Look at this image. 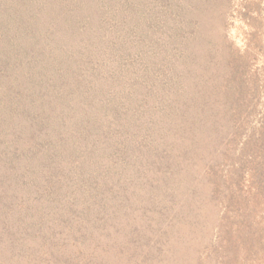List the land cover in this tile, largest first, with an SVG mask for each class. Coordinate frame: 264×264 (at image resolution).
Listing matches in <instances>:
<instances>
[{"label":"rangeland","instance_id":"374dc122","mask_svg":"<svg viewBox=\"0 0 264 264\" xmlns=\"http://www.w3.org/2000/svg\"><path fill=\"white\" fill-rule=\"evenodd\" d=\"M76 1L49 2L52 10L38 15L32 6L36 0H0V21L21 4L15 14L17 32L49 29L47 36L36 34L37 47L45 46L38 59L78 57L68 48L69 40L81 39L75 48L85 52L89 35L100 24L118 51L109 69H116L112 59H123L128 77H139L135 88L143 100L126 113L132 123L139 117L131 111L140 112L137 135L132 126H124L125 135L115 131L118 115L111 113L108 133L100 135L104 129H97L98 144L120 146L126 154L137 148L140 158H154L152 169H118L99 185L97 173L96 179H87L84 172L100 163L112 170L113 160L121 156L109 154L106 147L90 154L75 143L69 150L77 147L71 161L77 169L58 182L69 189L74 180L78 189L61 194L64 204L57 210L51 207L55 194L36 193L47 191L45 183L54 174H65V163L48 159L49 169L42 172V163L32 165L31 160L51 143L30 147L28 165H18V171H27L26 180L10 181L7 197L0 201L13 220L6 230L0 221V264H47L48 249L55 252L57 264H264V0H102L99 10L75 12ZM120 10L127 23L124 32L129 27L130 33L125 43L114 24L113 13ZM59 21L68 23L65 33L47 26ZM18 35L0 26L5 57L10 50L13 57L28 48L30 54L41 51L30 47L27 37L24 44L10 46ZM135 47L140 54L130 53ZM78 63L91 66L100 77L115 74L86 59ZM46 131L54 140L57 129ZM73 132L62 131L60 138L74 143ZM75 167H69L67 177ZM12 201L17 205L10 207ZM38 201L46 207L44 217L38 214ZM20 216L41 232L23 238L27 228L19 224ZM71 225L85 235L94 233L91 251L85 252L86 238L72 233Z\"/></svg>","mask_w":264,"mask_h":264},{"label":"trees","instance_id":"16d2710c","mask_svg":"<svg viewBox=\"0 0 264 264\" xmlns=\"http://www.w3.org/2000/svg\"><path fill=\"white\" fill-rule=\"evenodd\" d=\"M38 1L39 0H36L37 3L32 4V6L33 11H37L36 14L40 15L44 10H52L51 4L60 2L61 0L46 1L48 3H44V0ZM101 1L102 0H77L74 3L73 10L75 12L76 10L82 9L87 11L91 9L99 10ZM121 1L122 0H120V2ZM49 2H51V4ZM88 2H90V4L86 5ZM27 5H23L25 12ZM20 8L21 4L18 5V11L15 13L13 11L4 13L7 17L5 20L3 19V21H0V26L4 27L5 32L8 30L19 34L11 40L10 46L18 41H22V44H24L27 37V44L34 49L39 48L41 51L38 53L33 51V53L30 54L26 51L33 49L28 48L24 49L25 51L23 50V55H14V57L11 50L10 53L6 55L7 57H5V54L0 53V168L2 169V171L0 170V201L7 197L5 196L7 193L5 190L11 187V182H17L16 179L18 180V178H20V180H26L27 171L24 169L29 163L27 153L30 147L35 148L36 145H44L45 142L51 143L50 146L43 150V153L40 149L35 151L31 164L34 165L37 163L39 165V163H42L40 171L43 172L49 169L48 159L58 158L60 161L59 163H61V161L65 163L63 167L66 172L65 174L64 171L59 174L56 173V175L54 174L49 184L45 183V189L47 191L50 186L53 187L52 193L43 191L36 194H38L39 197L40 195L42 197V194H55V196L53 195L55 202L51 204V207L57 208V210L64 204L61 199V194L64 195L69 193L78 187L76 186V182L72 183L74 180H69L71 181V183L67 185L69 189L62 188V186L59 185L58 179L59 177L70 178L75 173L77 167H75L74 162L71 161L76 158V156L72 155L76 154L74 149H77V147L80 146L79 144H81L79 150H87L90 154H96V152L100 150L103 151L106 147L110 150L109 154H113L114 156L118 154L121 156H116L113 160V164H111L112 170H109L108 167L100 163L98 166L94 167L93 170L84 172L87 179L91 176L96 179L97 177L94 174L97 173L96 175L100 177L97 179L99 185L104 184V180L110 177V175H113L118 169L123 171L128 168L129 171L138 172L144 167L145 172L150 171L152 169L151 162L154 161V158L151 160L150 158H140L139 151L135 150L137 148L133 149L134 151L132 153L126 154L120 146L112 149L109 145L98 144L97 141V129H104V134L100 133V135H105L110 130L111 126L107 118L112 116L111 113L113 115H118V120L115 121L112 127L116 128L115 131L120 129L123 135H125V131H127L124 126L135 127L136 131H134V134L137 135L139 129L137 120L141 117L139 111H131L130 109V111L139 118L136 121H132L133 124L131 122L130 124L126 120L128 109L140 105L143 97L140 93H137L135 88V85L140 87L138 83L139 77H128V67L125 69V64L122 63L123 59H117V61L112 59L111 64L116 69L115 71L113 68L109 69L108 64L110 59L115 57L118 53L117 49L114 47L116 42L113 38L106 37L105 31L100 29L102 28L101 25L95 24L97 28H93L92 36L89 35V44H85V52L80 53L75 48L80 45L81 39L75 41L74 44H72V40H69L70 45L68 48L71 49L73 47V52L77 54L78 57L69 54L68 59H38L37 57L44 55L43 50H45V46L37 47V35L47 36L46 34H48L49 29L42 31L43 33L31 28H26L22 32H17L19 25L16 15H19ZM122 12L123 11L120 10L113 13V15L116 18L114 24L121 32L117 37L120 40L122 38L125 43V40L128 38L126 33L129 35L130 33L129 27L127 32H124V30L127 29V23ZM58 13L62 14L60 11H58ZM2 17L3 15L0 18ZM67 24L68 23L65 21H59L57 23L47 24V26L50 28L57 26L59 32L65 33ZM138 24L139 23H134V26L138 27ZM78 30L79 28H77V31ZM20 45L21 43L19 42L16 46ZM129 50L132 54H140V49L138 47L133 48L132 51L131 49ZM78 59H86L88 62H95L97 66L103 69L107 66L108 71L112 70L111 72L115 74L112 76L106 75L105 77H100L96 70L91 69V66L86 67L84 63H80L83 66L81 68ZM148 81L149 83H154L151 79ZM24 105H26V108ZM31 119L38 121L28 124L27 120ZM46 128H51V130L57 129V131H55L56 135L54 136L56 137L54 140L49 139L48 136L50 135H48ZM72 130H74V132L71 133L75 139L74 143L73 141H65L60 138V132H72ZM118 135L122 136L120 134ZM132 139L133 137H131V140ZM41 142L42 144H40ZM66 142L68 143L66 144ZM75 143L77 147L69 150ZM20 146H22L21 148L23 149L22 153L20 152ZM22 156L24 157L22 158ZM67 156H69V158H66ZM66 160L70 161L66 163ZM19 164L24 168L21 171H18ZM72 165L75 168H72V173L67 177V173L70 171L69 167ZM99 166H101L102 171L98 170ZM58 167H60L59 164ZM82 174L83 172L79 174V177H81ZM55 180H57V185H54ZM84 180L85 179L79 180V184L83 183ZM2 193L4 195H2ZM87 193L84 197L87 196ZM47 204L50 205L49 203ZM84 204L85 202H83L81 209H83ZM9 205L11 207L17 204L13 202L11 204L9 203ZM37 206H39L37 210L38 214L40 213L41 216L44 217L45 214H43L42 211L46 207L44 204L41 205L39 201ZM30 208L36 209L34 205ZM62 209L64 211V208ZM68 209L66 214H68ZM0 210V221L3 222V230H6L4 228H9L13 220L7 218L5 209H3L4 212L1 208ZM28 211L32 212L31 209H28ZM87 211L88 209L85 210V212ZM25 216L28 217L27 215ZM68 218L70 219V215ZM18 222H20V225H24L27 228L23 233V238L41 232L37 229L39 226H35V223L33 224L32 221L28 223L27 220L21 218V216ZM52 223L54 222L52 221ZM71 226L72 233H81L79 227L77 228L76 225ZM46 230L53 232L52 227L49 229L46 227ZM81 234L87 241L85 252L91 251L93 249H91V245L94 233H89L88 235ZM11 245L15 244L12 243ZM48 250L49 255L47 256V264H57L55 252H52L51 249Z\"/></svg>","mask_w":264,"mask_h":264}]
</instances>
